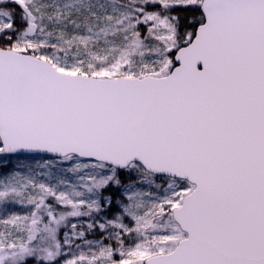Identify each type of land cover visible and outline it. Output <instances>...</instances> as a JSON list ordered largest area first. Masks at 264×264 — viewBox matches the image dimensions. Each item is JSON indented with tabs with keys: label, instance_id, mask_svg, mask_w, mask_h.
I'll return each instance as SVG.
<instances>
[{
	"label": "snow or ice",
	"instance_id": "obj_1",
	"mask_svg": "<svg viewBox=\"0 0 264 264\" xmlns=\"http://www.w3.org/2000/svg\"><path fill=\"white\" fill-rule=\"evenodd\" d=\"M0 264H264V0H0Z\"/></svg>",
	"mask_w": 264,
	"mask_h": 264
},
{
	"label": "rangeland",
	"instance_id": "obj_2",
	"mask_svg": "<svg viewBox=\"0 0 264 264\" xmlns=\"http://www.w3.org/2000/svg\"><path fill=\"white\" fill-rule=\"evenodd\" d=\"M8 167H11V163H9ZM12 211H16V212H20L21 214L23 213V211H25L24 209H21L19 206H13L12 207ZM91 238V237H90Z\"/></svg>",
	"mask_w": 264,
	"mask_h": 264
}]
</instances>
